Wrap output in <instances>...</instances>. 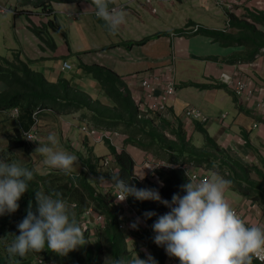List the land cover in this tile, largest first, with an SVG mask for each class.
Returning a JSON list of instances; mask_svg holds the SVG:
<instances>
[{
    "label": "trees",
    "instance_id": "trees-1",
    "mask_svg": "<svg viewBox=\"0 0 264 264\" xmlns=\"http://www.w3.org/2000/svg\"><path fill=\"white\" fill-rule=\"evenodd\" d=\"M20 1L22 6L31 5L36 10L40 9L36 20L32 17L34 13L28 15L32 25L30 32L41 44L55 51L53 34H59L66 40L64 31L55 18V11L48 8L43 0ZM252 12L248 11V15L255 25L226 12L231 19V27L238 29L235 34L201 27L195 33L243 47L242 51L231 57L232 62L242 60L251 62L258 55L264 58V32L257 27V25L264 27V13ZM40 17L44 20L39 21ZM191 26H194V23L189 21L186 28ZM185 31L176 30L173 33L182 35ZM148 40L146 38L134 44L143 45ZM13 56V61L0 58V84L3 85V89L0 90L1 124L10 125L12 131V135L7 136L6 147H0V157L15 161L18 160V151L25 153L30 160L23 165L34 170V179L29 183L28 192L19 201L18 211L0 217V264H104L106 256L133 258L135 251L141 259L146 258V253H149L159 264H167L166 252L153 242L151 234L155 219L165 214L168 209L153 201L139 202L132 198L127 199L126 203L142 220L138 230H134L130 225L136 219L131 217L127 220L124 204L116 200L114 188L105 189L97 183V189L89 180L90 176L97 178L120 176L125 180H132L138 188H156L163 199L171 201L174 194L180 193V186L188 178L187 172L181 167L191 166L202 174L213 175L215 172L230 180L231 185L228 189L253 202L264 216L263 157H258L260 166L246 164L222 148L217 140L209 135L205 124L194 121L192 122L194 131L204 137L203 146L195 145L182 119L173 117L171 121L162 117L157 111L142 112L125 82L107 68L81 62L77 65L88 78L97 83L104 102L73 86L69 80L62 77L56 82H50L42 72L32 69L28 61L22 60L18 54ZM184 86L201 90L216 87L195 83ZM219 86L227 88L222 83ZM15 110L18 115L13 117L11 112ZM77 113L79 128L85 124L99 132L116 131L121 147L118 148L110 140L104 139L103 143L109 148L110 155L98 157L92 155L93 147L89 146V155L82 160L79 172L73 169L65 174L62 170L45 166L42 163L43 157L35 153L37 147L32 146L24 134L32 130L36 136L38 133L48 134L45 125L49 118L60 130L62 119ZM83 142L92 145L86 135ZM68 146L67 144L66 147ZM127 146L167 165H172V168H160L155 171L153 177L140 180L135 173L136 161L126 151ZM108 163L111 165L110 169ZM37 191L62 193L84 230L88 242L84 247L70 252L67 256H60L45 247L41 252H29L23 258L9 257L6 247L13 239L12 234L19 235L16 225L25 217L29 202L35 210ZM88 209H92L101 220L92 221L84 228V215ZM146 211H153L157 215L151 220H144L143 213ZM120 226H123V229H120ZM131 245L132 248L129 249ZM174 260L179 262L176 258ZM253 264L261 263L254 259Z\"/></svg>",
    "mask_w": 264,
    "mask_h": 264
},
{
    "label": "clouds",
    "instance_id": "clouds-1",
    "mask_svg": "<svg viewBox=\"0 0 264 264\" xmlns=\"http://www.w3.org/2000/svg\"><path fill=\"white\" fill-rule=\"evenodd\" d=\"M97 18L105 22L111 34L126 22V13L109 9L107 0H92ZM47 144H39L35 153L43 157L42 163L52 169L71 172L77 157L58 147L59 140L49 134ZM34 179V170L19 160L0 157V217L18 211L19 201L28 192ZM95 181L111 185L119 193L120 201H153L168 211L152 224L153 242L164 248L169 257L180 264H253L264 254V227L248 226L227 202L225 192L231 181L213 173L208 181L193 182L190 178L180 186V193L171 201L163 199L156 188H138L120 176ZM162 186V185H161ZM157 214L143 213L144 220ZM140 218L131 223L138 230ZM19 235H14L6 247L9 257H25L29 252H41L47 247L51 252L67 256L84 247L88 242L84 230L69 207L62 193L57 191L35 192V210L29 202L25 217L16 225ZM104 264H159L155 257L146 253L141 259L135 251L133 258L106 256Z\"/></svg>",
    "mask_w": 264,
    "mask_h": 264
},
{
    "label": "crops",
    "instance_id": "crops-1",
    "mask_svg": "<svg viewBox=\"0 0 264 264\" xmlns=\"http://www.w3.org/2000/svg\"><path fill=\"white\" fill-rule=\"evenodd\" d=\"M156 1L162 3V5L163 3H174L173 0ZM183 1L184 0H178L177 2L180 4ZM200 1L204 5L205 1H212L222 10L223 16H221L224 18L223 20L218 17V12L214 14L215 17L221 19L224 24L223 27L217 28V26H209L214 23L211 17L205 18V20L208 21V23L205 21L207 25L202 23L203 20L199 22L195 18L194 20L196 21L193 22L194 26L186 28V31L182 33V35L174 34V31H172L169 35H159L157 38L148 37L149 40L143 45H135L134 43L136 41L132 43L125 40L121 42L120 45L92 48V51H85L82 53L75 51L72 54L77 57L76 68L78 69L77 65L81 62L86 65L102 66L115 72L125 82L135 101L143 96L140 83L141 80L148 75L155 74L160 77L161 85L156 86V94L160 92L162 85L173 83L176 93L169 101L168 110L165 112V117L168 116V120L172 121L173 117L182 119L184 111L188 107L201 111L211 123L219 126L214 138L222 148L235 158L242 161L243 158H248L251 161L249 164H257L259 166L258 157L261 156L264 158V113H257L254 110V105L245 104L235 96V101L237 103L233 100V103H230L229 94L233 95V93L228 87L219 86L221 85L219 78L222 73H227L233 77L240 73L245 81L251 82L253 88H264V58L258 55L256 59L251 62L242 60L237 62L234 61V63L231 57L242 51L244 49L243 47L234 43L228 44L222 39L215 37L211 38L204 34L192 32V28L195 26L224 33L232 32L235 34L238 32L237 28L231 27V19L227 16V11L217 3V0ZM80 6L83 14L88 13L95 16V7L88 4H81ZM83 8L86 9L83 10ZM126 10L134 11L128 8H126ZM248 11L264 13V0L242 1L241 4L235 6L230 14L235 15L242 21L255 25L253 19L248 15ZM34 14L37 15V13ZM95 18L97 17L95 16ZM42 19V17L39 18V20ZM101 22L105 26V22L103 20ZM257 27L264 32V27L260 25H257ZM105 29H107L106 26ZM30 34V39L33 40L40 49L31 46L27 51L13 50L12 53V55L18 54V57L24 61H28V63L39 60V56L42 58L45 52L50 50L45 45L41 44L31 32ZM143 39H140V41ZM124 42L126 44H124ZM129 43L131 44L129 45ZM64 49L66 52H64ZM50 51L56 53V56L59 58H63L61 69L57 68L56 74L45 76L47 79L48 77L52 79L49 81L56 82L61 77L60 72H64L62 70L63 64L68 61L65 59V55L68 54L69 51L66 46L63 45L60 47L57 44L56 50ZM32 52L37 54H33ZM49 58L48 56H44L43 59ZM172 67L174 71L170 72ZM78 70V74L75 75L76 80H89L83 71L80 69ZM85 82L88 83L85 87L91 88L92 90L90 92L91 96L105 102V100L102 99L104 97L100 93L97 83L94 82L91 84L88 81ZM85 82L82 81V83ZM188 83L215 85L216 87L201 90L194 87H185L184 85ZM76 84V86L79 85L77 81ZM2 89L3 85L0 84V90ZM223 116L225 118H223ZM78 117L79 114L77 113L73 116L64 117L63 119L78 121ZM67 120H65L66 123ZM192 122L193 121L189 120L186 121L185 129L193 137L195 131ZM206 125L207 124H205V128ZM110 131L117 133L116 131ZM116 137L118 138L119 136L117 135ZM117 140L120 141L119 138L115 139V143ZM126 151L132 155L135 161L139 159V164L143 161L139 169L144 177H142L141 174H137L135 171L137 177L140 180L150 178L147 170L144 168V161L147 158L146 154H142L131 146H127ZM107 156H109V154H101L98 157ZM203 174H206L208 177L211 176L207 173ZM211 179L212 177H210V180ZM109 186L112 187L111 185ZM227 191L231 190L227 189L226 192ZM226 199L231 207L241 211L245 223L249 226L264 227V216L255 208L256 205L253 202L243 197L241 202L233 204L232 198L229 199L226 197Z\"/></svg>",
    "mask_w": 264,
    "mask_h": 264
},
{
    "label": "rangeland",
    "instance_id": "rangeland-1",
    "mask_svg": "<svg viewBox=\"0 0 264 264\" xmlns=\"http://www.w3.org/2000/svg\"><path fill=\"white\" fill-rule=\"evenodd\" d=\"M20 2V0H0V6L4 5L7 10H9V12L7 11L6 14H0V58L7 59L8 61H13V50L27 51V49L31 48V46L40 49L33 42V40L30 39V27L32 25L28 19V15L31 16L32 13H40V9L36 10L31 5L22 6ZM43 2L46 3L48 8L55 11V18L64 31V36L66 38L65 40L59 34H53V39L58 46L62 47L64 45L67 47L69 52L65 55V59L68 60L67 62L72 66L70 71H64L63 73L60 72L61 77L69 80L73 86L77 85V81L79 84L77 87L84 89L82 91H89L88 93H90L92 90L91 88L85 87L88 84L85 81H88L91 84L94 83V81L90 78L89 80H82L85 83H82L81 80H76L75 75L78 74L79 70L76 68L77 57L76 55L72 54L75 51L82 53L85 51H92V48L120 45L121 42L125 40L134 43L133 41L137 42L143 38H157L160 34L170 33L176 30H185V24H188L190 20L192 22H195L196 20L202 22L201 20H203L202 23L207 25L208 21L205 20L207 17H211L214 21V23L209 26H217L218 28L223 27L224 25L221 21V19H224L222 17V10L218 8L212 1H205V5L200 0H184L180 4H178L177 1H174V3H163L162 5V3L156 0H138L128 4L126 3V0H120V3H126V7L134 11L126 9L123 10L126 13V22L119 26V29L115 34H111L107 29H105L101 19H97L95 16H92L88 13L83 14V11H81L80 5L88 4L92 6V0H43ZM107 3L109 7V0H107ZM84 9L86 8H83V10ZM215 12H218V17L221 19L215 17ZM68 15H77L78 20L73 21V19L69 18ZM32 17L34 20L37 19L35 14H33ZM195 18L196 20H194ZM43 20L44 19L41 21ZM124 44L126 43L124 42ZM130 44L131 43H129V45ZM64 52H66L65 49ZM32 53L37 54L35 52ZM44 56H48L50 58L43 59ZM44 56L42 58L39 56V60L30 62L29 66L36 71L43 72L45 76L56 74V69H61L63 58H59L56 56V53H53L50 50L45 52ZM173 71L174 70L172 67L170 72ZM48 79L52 80L50 77H48ZM232 100L236 102L234 95L229 94L230 103H233ZM223 109L226 110L225 108ZM1 120L2 118L0 117V147H6L8 140L7 136L12 135V131L10 125L1 124ZM65 120L67 119H62L60 130H58V127H56L54 121L50 118L47 119L45 128L48 134L38 133L36 141L32 142L31 145L38 147L39 144H47L48 135H56L59 140L58 147L71 154H74L77 157V163L73 169L74 171L78 172L82 167V160L89 155V146L93 147L92 155L94 156H99L101 154L110 155V150L105 146L104 143L93 144L91 142V145L89 142L88 144L83 142L85 135L81 132L79 128L80 123L78 121L70 119L67 120V124ZM206 128L209 132V135L214 137L216 131L219 129V126L209 121L206 125ZM116 134L118 133H115L114 135ZM116 136L113 137L112 144L119 148L121 147V142L117 140L115 143L114 140L119 138ZM193 139L195 145L199 147L204 145V137L202 134L194 132ZM67 144L69 145L68 148L66 147ZM37 154L40 155L39 153ZM17 159L22 164L28 163L30 160L25 153L19 151L17 152ZM246 159L243 158V161H245L246 164L251 162L248 158ZM138 160L139 159L136 160L135 171L137 174H141L142 177H144L139 169L143 161L141 164H139ZM110 167L111 165L108 163V169H110ZM208 175L210 176V174ZM210 177H212V175ZM253 177L256 178L254 174ZM95 179H97V177H89V180L98 189ZM102 186L105 189L110 187L109 185ZM225 196L229 199L232 198L233 204H237L243 199L240 194L233 193L231 191H227ZM255 208L260 211L257 206ZM131 248L132 245L129 247V249ZM167 264L174 263L167 261Z\"/></svg>",
    "mask_w": 264,
    "mask_h": 264
},
{
    "label": "built area",
    "instance_id": "built-area-1",
    "mask_svg": "<svg viewBox=\"0 0 264 264\" xmlns=\"http://www.w3.org/2000/svg\"><path fill=\"white\" fill-rule=\"evenodd\" d=\"M120 0H109V9H115L116 11H123L126 8V5L128 3H132L138 0H126L125 4H122L119 2ZM178 1V0H173ZM244 2L245 0H217V3L221 5V7H224V9L231 13L236 5H239ZM7 8L2 5L0 6V14L4 13L6 14ZM95 13V11H94ZM95 15V14H94ZM69 18H72L73 21L78 20L77 15H68ZM96 16V15H95ZM198 26H195L192 28V32H196L198 30ZM72 69V66L65 62L63 64V71H70ZM219 82L223 85L229 87L235 97L242 100L245 104H252L254 105V110L257 113H264V88H253L251 82H247L244 80L242 75L238 73L234 77L227 74L222 73L219 78ZM141 88L143 90V96L136 99V102L139 103L140 110L142 112H147L148 110H153L161 113L162 117H165V112L168 110V103L171 100V98L175 95L176 89L173 83H168L162 85L160 92L156 94V86L161 85L160 77L158 75L152 74L144 77L141 80ZM11 115L13 117H16L18 115L17 110L12 111ZM223 118H225L223 116ZM182 120L184 122L186 121H195L200 122L201 124H207L209 122V119L199 110L188 107L184 111V115ZM81 132L86 135L88 138H90L91 142L93 144L96 143H103L104 139H108L111 142L113 141V136L115 133L111 132L110 130L106 131H98L93 129L92 127L83 124V126L80 128ZM28 142L32 143L35 142L37 139V136L34 134L33 130L31 132H27L24 134ZM144 168L147 170L150 177H153L155 175V171L160 168H172V165H167L153 157L147 156L146 160L144 161ZM182 170L186 171L188 178H190L193 182H200V181H208L210 180V177H208L206 174H202L199 171H196L191 166H182ZM116 200H118L120 203H123L124 206V213L125 216H127V220L131 219V217H135V219L139 218L137 215L132 211V209L129 207V205L126 203V201H120L119 193L115 191ZM235 211L240 215V217L243 219L241 211L239 209H235ZM84 223L83 227L89 226L92 221L99 222L101 219L93 212L92 209H88L85 212L84 215ZM141 220V219H140ZM244 220V219H243ZM245 221V220H244ZM142 223V220H141ZM247 224V223H246ZM248 225V224H247ZM249 226V225H248ZM120 229H123V226H120ZM151 236H154V233L151 234ZM162 248V247H161ZM164 250V248H162ZM165 251V250H164ZM168 256V255H167ZM255 260L261 264H264V254H261ZM174 263V264H180L174 258L168 256V262Z\"/></svg>",
    "mask_w": 264,
    "mask_h": 264
}]
</instances>
